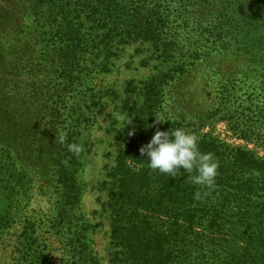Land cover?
I'll use <instances>...</instances> for the list:
<instances>
[{"label":"trees","instance_id":"trees-1","mask_svg":"<svg viewBox=\"0 0 264 264\" xmlns=\"http://www.w3.org/2000/svg\"><path fill=\"white\" fill-rule=\"evenodd\" d=\"M224 1L0 0V244L37 185L58 200L52 228L68 264H97L87 235L94 226L78 212L83 150L68 145L85 143L110 100L117 117L131 120L116 129L117 117L106 115L118 143L104 183L111 264H264V154L212 133L224 122L264 150V58L248 70L226 61L235 35L223 25ZM136 42L147 53L139 66L153 73L128 82L127 98L96 87ZM181 106L180 117L169 113ZM178 128L218 161L212 188L187 178L195 170L162 174L140 155L157 130ZM41 224L25 222L28 264H48Z\"/></svg>","mask_w":264,"mask_h":264},{"label":"rangeland","instance_id":"rangeland-1","mask_svg":"<svg viewBox=\"0 0 264 264\" xmlns=\"http://www.w3.org/2000/svg\"><path fill=\"white\" fill-rule=\"evenodd\" d=\"M223 3H228L223 25L230 26L231 32L235 35L232 41L228 42L226 61L228 60L237 70L242 67L248 70L252 61H261L264 58V0H230V3L226 1ZM200 11L202 13L204 7ZM239 36L241 39L236 42L235 38ZM145 49L146 46L142 47L138 42L126 46L123 53L113 61L115 66L111 73L95 79L96 87L112 89L121 98H127L128 95L124 91L128 82L145 81L151 72L153 73L150 67L143 68L138 64L147 54ZM115 106V102L108 100L104 114L96 117L87 130L85 143L82 145L84 162L78 173V181L81 185L78 212L80 219L86 225L94 226L87 235L91 256L97 264H111L113 252L110 220L105 209L107 190L104 183L107 170L113 164L117 153L118 143L114 140V134L109 132V120L106 117V115L117 117L113 113ZM175 109L177 111L173 109L169 111L173 117L177 115L180 117L182 111H185L182 106ZM117 120L116 129H124L126 116L117 117ZM212 133L230 144L244 146L260 156L264 154L261 147H255L251 143L233 137L227 131L224 122L216 123ZM28 197L29 208L16 221L0 244V264H28V257L22 252L25 222L40 218L43 219V225L41 224L43 230L38 242L44 248L48 264H68L63 236L58 228H52L58 212L57 198L49 196L48 192L41 195L37 185L30 189Z\"/></svg>","mask_w":264,"mask_h":264},{"label":"clouds","instance_id":"clouds-1","mask_svg":"<svg viewBox=\"0 0 264 264\" xmlns=\"http://www.w3.org/2000/svg\"><path fill=\"white\" fill-rule=\"evenodd\" d=\"M130 122L128 117L125 125ZM147 127L148 125H145V129ZM134 134L135 128L128 132L129 137ZM68 150L79 154L83 147L72 143L68 145ZM139 152L141 156L146 157V165L151 170L172 176L180 174L181 168L188 174L195 170V175L187 177L192 183L208 188H212L215 184L218 161L212 154L202 153L199 150L198 137L182 128L175 129L171 133L157 130L149 142L140 147Z\"/></svg>","mask_w":264,"mask_h":264}]
</instances>
